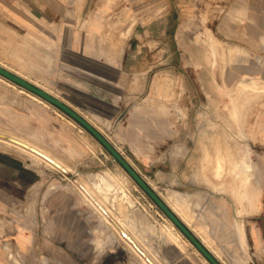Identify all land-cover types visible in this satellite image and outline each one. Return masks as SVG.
Returning a JSON list of instances; mask_svg holds the SVG:
<instances>
[{
	"label": "rangeland",
	"instance_id": "1",
	"mask_svg": "<svg viewBox=\"0 0 264 264\" xmlns=\"http://www.w3.org/2000/svg\"><path fill=\"white\" fill-rule=\"evenodd\" d=\"M196 42L201 60L196 78H177L169 66L152 80L149 99L164 110L194 105L193 112H183L189 120L183 140L191 144L194 138L195 157L182 159L187 144L167 145L161 125L166 112L144 136V94H123L120 112L80 109L55 77L50 44L0 18V63L33 83L50 85L93 123L165 201L176 203L222 264H264V85L228 82L226 48L207 32L199 31ZM118 49L120 56L127 50ZM192 88L194 95L188 93ZM145 138L154 140L152 154L165 155L171 146L173 157H149ZM227 147L238 157L217 160L226 167L218 176L214 155ZM244 184L247 196L238 189ZM123 232L154 264H203L201 252L88 130L0 75V264H151Z\"/></svg>",
	"mask_w": 264,
	"mask_h": 264
},
{
	"label": "crops",
	"instance_id": "2",
	"mask_svg": "<svg viewBox=\"0 0 264 264\" xmlns=\"http://www.w3.org/2000/svg\"><path fill=\"white\" fill-rule=\"evenodd\" d=\"M0 18H9L50 44L55 77L80 109L120 112L125 107L123 94H144V136L148 126L151 133L158 125L157 117L162 120L166 112V123L161 125L167 128V145L173 140L176 145L187 144L182 159L195 157L194 138L191 144L183 140V128L189 125L183 112H193L194 105L176 104L165 110L153 105L152 80L171 70L169 66L177 78H196L200 67L195 64L201 61L196 42L199 31L226 48L228 82L253 80L264 85V0H0ZM118 26L126 28L125 38L115 31ZM120 46L127 48L121 56ZM37 85L56 95L50 85ZM188 93L196 92L192 88ZM144 142H150L149 157H173L174 147L168 146L165 155L158 156L152 154L156 152L154 140L145 138ZM227 148L214 155L218 176L226 167L217 160L238 157ZM238 189L247 196L246 184ZM166 201L179 215L176 203ZM17 240L19 245L24 243ZM22 244L19 248L25 251Z\"/></svg>",
	"mask_w": 264,
	"mask_h": 264
},
{
	"label": "water",
	"instance_id": "3",
	"mask_svg": "<svg viewBox=\"0 0 264 264\" xmlns=\"http://www.w3.org/2000/svg\"><path fill=\"white\" fill-rule=\"evenodd\" d=\"M0 74L14 83L24 87L25 89L37 94L49 103L55 105L80 125H82L86 130H88L117 160L122 167L128 172V174L135 180V182L151 197V199L157 204V206L168 216L169 219L180 229V231L193 243V245L201 252V254L211 263V264H222V262L217 258V256L205 245V243L197 236V234L184 222V220L174 211V209L159 195V193L151 186V184L139 173V171L129 162V160L115 147V145L86 117H84L77 110L72 108L63 99L52 94L41 86L31 82L25 77L13 72L12 70L6 68L0 64ZM14 142L16 140L9 136H3ZM22 144V143H20ZM24 145V144H23ZM25 147L37 152L41 156L51 160L49 157L38 152L30 146L24 145ZM52 161V160H51ZM54 162V161H52ZM56 165L57 163L54 162ZM59 168L68 173L67 169ZM140 250V249H139ZM143 255L144 253L140 251ZM145 256V255H144Z\"/></svg>",
	"mask_w": 264,
	"mask_h": 264
},
{
	"label": "bare ground",
	"instance_id": "4",
	"mask_svg": "<svg viewBox=\"0 0 264 264\" xmlns=\"http://www.w3.org/2000/svg\"><path fill=\"white\" fill-rule=\"evenodd\" d=\"M1 65H3L2 63H0ZM3 66H5V65H3ZM6 68H8L7 66H5ZM8 69H10V70H12L11 68H8ZM13 72H15L14 70H12ZM15 73H17V72H15ZM17 74H19L20 75V73H17ZM1 75V74H0ZM22 76V75H21ZM261 77V76H260ZM6 78V77H5ZM8 79V78H7ZM27 79V78H26ZM31 82H33V81H31ZM24 88V87H23ZM48 91V90H47ZM35 94V93H34ZM54 94V93H53ZM37 95V94H36ZM38 96V95H37ZM40 97V96H39ZM40 98H42V97H40ZM48 102V101H47ZM24 144V143H23ZM26 144H29L28 142H26ZM31 146H33L32 144H30ZM28 146V145H27ZM35 147V146H34ZM34 149V148H33ZM37 149V148H36ZM35 149V150H36ZM222 164V163H221ZM59 167V166H58ZM62 167V166H61ZM62 168H64V167H62ZM64 169H66V168H64ZM173 204V203H172ZM174 206H175V204H174ZM180 215V214H179ZM185 219V218H184ZM173 222V221H172ZM185 222V221H184ZM188 226H189V223H187V222H185ZM174 224V223H173ZM123 235L130 241V242H132L137 248H138V250L140 249L138 246H137V244L133 241V239H131L130 237H128L124 232H123ZM205 245L208 247V244L207 243H205ZM198 250V249H197ZM139 251H141V249L139 250ZM199 251V250H198ZM144 253V252H143ZM144 255H145V257H147V255L144 253ZM147 259L151 262V264H154V262H152V260L150 259V258H148L147 257ZM202 261V263L203 264H211L205 257L201 260Z\"/></svg>",
	"mask_w": 264,
	"mask_h": 264
}]
</instances>
